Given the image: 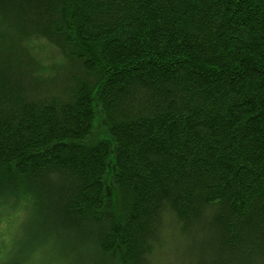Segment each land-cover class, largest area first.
<instances>
[{
	"label": "trees",
	"instance_id": "obj_1",
	"mask_svg": "<svg viewBox=\"0 0 264 264\" xmlns=\"http://www.w3.org/2000/svg\"><path fill=\"white\" fill-rule=\"evenodd\" d=\"M12 214L8 264H264V0H0Z\"/></svg>",
	"mask_w": 264,
	"mask_h": 264
},
{
	"label": "rangeland",
	"instance_id": "obj_2",
	"mask_svg": "<svg viewBox=\"0 0 264 264\" xmlns=\"http://www.w3.org/2000/svg\"><path fill=\"white\" fill-rule=\"evenodd\" d=\"M103 132V133H102ZM96 136H100L104 139H107V136L104 131H101L98 128L95 131ZM94 134V135H95ZM113 152H111L110 161H112ZM111 171V170H110ZM110 186V182L108 184ZM109 187V198L111 203L115 205L114 192ZM17 214V213H16ZM12 218H4L0 216V260L1 264H8L13 262V260L19 255L18 251L24 246L26 250L30 246H33L36 243L43 240V236L39 233V228H37L38 223L35 225L32 224V221L35 217H31L29 228L24 225V220H21L19 215L12 214ZM34 245V246H35ZM30 264H34L33 262Z\"/></svg>",
	"mask_w": 264,
	"mask_h": 264
}]
</instances>
